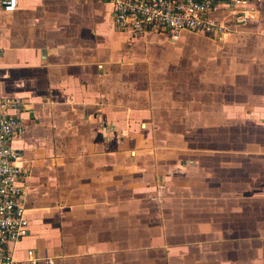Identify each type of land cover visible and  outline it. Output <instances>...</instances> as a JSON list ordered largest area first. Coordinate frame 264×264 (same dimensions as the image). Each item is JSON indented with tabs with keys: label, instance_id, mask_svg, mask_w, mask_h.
<instances>
[{
	"label": "crops",
	"instance_id": "obj_1",
	"mask_svg": "<svg viewBox=\"0 0 264 264\" xmlns=\"http://www.w3.org/2000/svg\"><path fill=\"white\" fill-rule=\"evenodd\" d=\"M246 15L218 5L234 33L214 42L132 37L106 0L0 10V96L23 100L29 171L18 264H264V125L225 135L264 115V0Z\"/></svg>",
	"mask_w": 264,
	"mask_h": 264
},
{
	"label": "built area",
	"instance_id": "obj_2",
	"mask_svg": "<svg viewBox=\"0 0 264 264\" xmlns=\"http://www.w3.org/2000/svg\"><path fill=\"white\" fill-rule=\"evenodd\" d=\"M19 0H0V10L12 11ZM112 6V23L116 30L142 37L147 32L176 40L182 32L220 38L228 25L213 19L210 13L224 5L236 22L247 20L246 12L258 0H106ZM19 97L0 96V264H18L8 248L11 241L28 235L29 221L24 201V182L29 171L20 164L21 154L12 141L22 134L24 122L12 111H20ZM30 263L38 257L28 250ZM53 264L51 259H47Z\"/></svg>",
	"mask_w": 264,
	"mask_h": 264
},
{
	"label": "rangeland",
	"instance_id": "obj_3",
	"mask_svg": "<svg viewBox=\"0 0 264 264\" xmlns=\"http://www.w3.org/2000/svg\"><path fill=\"white\" fill-rule=\"evenodd\" d=\"M232 34V33H234V30H232V29H229V31L226 33V35L227 34ZM205 37V36H204ZM223 37V36H222ZM222 37H220V38H208V37H205V38H207V39H210V40H214V42H223L224 40H222ZM222 46V45H221ZM165 48V53H167L168 54V52H169V50L167 49V47H164ZM179 56H184L183 54H179ZM168 74H169V71H168V73H165L164 75H167L168 76ZM12 113H14L13 111H12ZM243 116V119H242V123H241V125L240 126H238V127H243L242 128V130H240V132L237 130V129H235V130H228V129H226V131H225V135H226V137H230V138H232V137H237V139H238V137H249V134H246V135H244L247 131H245L246 129H244V127H250V125H253L252 123H254V122H256L255 120L256 119H258L259 120V122L261 123V124H263L264 125V115H262V116H258V115H250V114H244V115H242ZM251 118H252V120H251ZM256 118V119H255ZM241 121V120H240ZM249 124V125H248ZM220 125V127L222 126V124H219ZM233 124H231V126H232ZM246 125H248V126H246ZM225 126L226 127H228V123H226L225 124ZM214 127V126H213ZM212 129V130H211ZM205 132H207V133H209L211 136H222V135H220V134H218V133H221V132H218L215 128H207V127H205ZM218 132V133H217ZM196 133L198 134V135H203V134H205L204 133V131H196ZM240 134H242V135H240ZM258 138L259 139H261V138H263L262 136H258ZM148 149L147 150H151L152 148L151 147H147ZM152 153V152H151ZM150 152H148V154H151ZM147 154V153H146ZM258 196H260V195H262V192H258V194H257ZM263 213V212H262ZM261 213V218L263 219L264 218V214H262Z\"/></svg>",
	"mask_w": 264,
	"mask_h": 264
}]
</instances>
